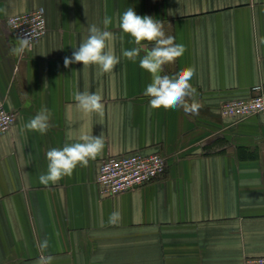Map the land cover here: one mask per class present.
I'll list each match as a JSON object with an SVG mask.
<instances>
[{
    "label": "crops",
    "instance_id": "0c3cea01",
    "mask_svg": "<svg viewBox=\"0 0 264 264\" xmlns=\"http://www.w3.org/2000/svg\"><path fill=\"white\" fill-rule=\"evenodd\" d=\"M128 7L164 22L184 45L164 74L195 68L187 103L201 104L198 115L150 108L144 52L123 56L137 47L119 26ZM35 8L46 11L47 34L13 55L18 38L6 21ZM91 24L114 34L120 63L112 73L64 66ZM261 83L264 0H0V99L17 113L0 137V264H37L45 239L43 255L53 264H244L264 256V119L219 112ZM85 91L102 97L103 115L76 108L74 94ZM42 108L52 125L44 135L25 127ZM83 134L101 135L102 153L71 177L42 185L46 152ZM155 151L167 159L159 179L115 198L100 195L104 158Z\"/></svg>",
    "mask_w": 264,
    "mask_h": 264
},
{
    "label": "clouds",
    "instance_id": "9594fccd",
    "mask_svg": "<svg viewBox=\"0 0 264 264\" xmlns=\"http://www.w3.org/2000/svg\"><path fill=\"white\" fill-rule=\"evenodd\" d=\"M105 28L111 23L110 18L105 17L103 21ZM119 26L121 30L128 34L137 47L123 51V56L134 60L144 55L139 60V66L151 74L149 83L144 95L150 97L149 106L152 109L163 108L165 110L183 109L191 115H198L201 104L192 99L191 104L188 99L194 96L195 89L190 81L195 75L194 67H187L174 75L164 74V66L171 64L181 57L185 52L183 44L175 43V37L166 34L164 22L151 17L137 15L132 7H128L120 16ZM114 34L107 30H102L96 24L88 26V36L73 51L71 57L64 58V66L67 68L73 63H82L83 66L96 65L103 73H112L120 58L115 54L112 42ZM154 45L150 50L148 45ZM30 46V37L18 38V46L11 49V53L16 56L22 55ZM76 108L84 114L96 113L103 115L104 104L102 97L96 93L76 92L73 97ZM51 113L47 108H42L37 114L26 123L27 130L39 132L44 135L51 128ZM68 139L72 136L69 133ZM105 142L101 135L92 134L81 135L77 142L66 143L63 148H52L46 152L47 173L41 174L39 182L48 186L55 184L64 177H71L77 166L88 167L90 160H95L104 149ZM119 218V212H114L110 216L111 221ZM49 247L47 239L39 244L41 255L37 264H53L54 257L43 255Z\"/></svg>",
    "mask_w": 264,
    "mask_h": 264
},
{
    "label": "built area",
    "instance_id": "2783aa9c",
    "mask_svg": "<svg viewBox=\"0 0 264 264\" xmlns=\"http://www.w3.org/2000/svg\"><path fill=\"white\" fill-rule=\"evenodd\" d=\"M17 37H30V46L43 39L48 31L44 8L29 9L7 19ZM225 119L244 120L252 116L264 119V83L257 84L246 98L223 102L219 108ZM17 120V113L8 110L0 99V137L8 133ZM167 159L161 151L109 155L101 161L97 185L102 197L115 198L135 191L159 179L166 171ZM244 264H264V256L246 257Z\"/></svg>",
    "mask_w": 264,
    "mask_h": 264
},
{
    "label": "water",
    "instance_id": "95a60500",
    "mask_svg": "<svg viewBox=\"0 0 264 264\" xmlns=\"http://www.w3.org/2000/svg\"><path fill=\"white\" fill-rule=\"evenodd\" d=\"M153 46H154V45H148L149 50H150Z\"/></svg>",
    "mask_w": 264,
    "mask_h": 264
}]
</instances>
